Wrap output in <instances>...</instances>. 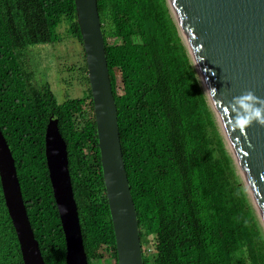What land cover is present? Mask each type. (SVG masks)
I'll use <instances>...</instances> for the list:
<instances>
[{
  "label": "trees",
  "instance_id": "obj_1",
  "mask_svg": "<svg viewBox=\"0 0 264 264\" xmlns=\"http://www.w3.org/2000/svg\"><path fill=\"white\" fill-rule=\"evenodd\" d=\"M144 264H264L255 208L168 0H97ZM65 24L82 46L75 0H0V127L45 264H66L46 160L59 121L88 264H118L89 85L59 101L28 49ZM0 264H24L0 179Z\"/></svg>",
  "mask_w": 264,
  "mask_h": 264
},
{
  "label": "water",
  "instance_id": "obj_2",
  "mask_svg": "<svg viewBox=\"0 0 264 264\" xmlns=\"http://www.w3.org/2000/svg\"><path fill=\"white\" fill-rule=\"evenodd\" d=\"M195 63L194 48L204 57L195 63L207 91L217 90L224 106L235 96L253 92L264 99V0H168ZM94 102L98 146L116 238L118 264H144L137 210L122 151L118 109L110 78L97 0H75ZM209 101L264 225V126L254 123L245 134L228 130ZM222 111V109H221ZM46 160L66 241V264H88L78 206L69 169L68 145L59 121L46 130ZM0 179L24 264H45L35 237L15 159L0 127Z\"/></svg>",
  "mask_w": 264,
  "mask_h": 264
},
{
  "label": "rangeland",
  "instance_id": "obj_3",
  "mask_svg": "<svg viewBox=\"0 0 264 264\" xmlns=\"http://www.w3.org/2000/svg\"><path fill=\"white\" fill-rule=\"evenodd\" d=\"M60 38L53 44L28 49V57L38 84L50 83L60 102L81 98L88 93L83 46L63 24Z\"/></svg>",
  "mask_w": 264,
  "mask_h": 264
},
{
  "label": "clouds",
  "instance_id": "obj_4",
  "mask_svg": "<svg viewBox=\"0 0 264 264\" xmlns=\"http://www.w3.org/2000/svg\"><path fill=\"white\" fill-rule=\"evenodd\" d=\"M201 51H203L202 45L194 48L196 64L204 60V57L197 55ZM205 94L214 99L222 115L229 117L227 127L230 132L239 131L241 134H245L254 123L264 126V99L257 97L253 92L233 97L227 106H224L222 100L216 99L217 90L215 88L210 89Z\"/></svg>",
  "mask_w": 264,
  "mask_h": 264
},
{
  "label": "flooded vegetation",
  "instance_id": "obj_5",
  "mask_svg": "<svg viewBox=\"0 0 264 264\" xmlns=\"http://www.w3.org/2000/svg\"><path fill=\"white\" fill-rule=\"evenodd\" d=\"M88 75V74H87Z\"/></svg>",
  "mask_w": 264,
  "mask_h": 264
}]
</instances>
